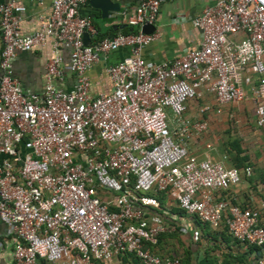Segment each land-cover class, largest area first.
I'll list each match as a JSON object with an SVG mask.
<instances>
[{
	"label": "built area",
	"instance_id": "obj_1",
	"mask_svg": "<svg viewBox=\"0 0 264 264\" xmlns=\"http://www.w3.org/2000/svg\"><path fill=\"white\" fill-rule=\"evenodd\" d=\"M35 1L50 14L27 35L26 6L0 4V220L14 264H182L157 247L162 235L187 233L185 216L213 231L225 223L264 264L259 209L228 194L240 185V170L226 157L193 155L189 143L204 137L208 123L186 117L189 101L210 95L218 114L254 102L264 123V0H216L190 21L198 46L159 63L143 58L158 31L141 28L155 26L162 0H137L131 16L117 14L136 33L98 41L81 14L89 0ZM123 48L129 54L104 67L110 92L94 93L89 70ZM34 50L48 53L40 93L24 90L12 67L19 53ZM64 53L71 90L56 84ZM210 109L205 103L199 113ZM166 199L182 214L170 216Z\"/></svg>",
	"mask_w": 264,
	"mask_h": 264
},
{
	"label": "crops",
	"instance_id": "obj_2",
	"mask_svg": "<svg viewBox=\"0 0 264 264\" xmlns=\"http://www.w3.org/2000/svg\"><path fill=\"white\" fill-rule=\"evenodd\" d=\"M9 0H0V4ZM26 6V14L21 23L24 35L37 31L38 18L50 14V6H39L35 0H18ZM121 5L120 12L126 11L132 15L137 0H113ZM216 0H162L155 28L157 39L144 49L143 58L149 62L159 63L166 59L180 56L187 49L195 48L200 42V35L190 21L203 9L214 5ZM81 14L92 19L101 35H113L124 29L122 17L112 14L107 20L101 19L100 11L93 9L88 3L81 8ZM181 19L179 23L174 19ZM129 54L123 48L111 53L107 60H101L89 70L92 91L94 93H109L110 83L104 74V67L121 61ZM47 51L34 50L19 53L12 61L14 75L19 79L24 90L40 93L44 86V71ZM61 78L57 86L71 90L74 77L68 68V54L64 53ZM256 81L254 78L252 82ZM252 85H246L245 90L250 95ZM209 104L211 109L205 114L199 113V107ZM259 105L252 101L227 105L222 113H216L217 105L210 95L203 99L191 100L187 103L186 117L198 119L203 117L208 123L204 137L193 139L189 143V151L199 159L209 157L213 161H222L226 157V166L235 165L241 172V183L231 190L233 203L241 207L259 209L261 222L264 224V123H259ZM210 144L212 148H206ZM170 209V216L181 213L176 211L174 203L166 199L164 203ZM186 234L179 232L162 236L157 252L162 255L188 257L185 264H255L259 253L254 247L244 246L232 240L225 231H213L201 228L198 221L187 217ZM171 221L170 218H168ZM176 224V223H175ZM198 230L199 240L193 241V231ZM183 243V246L180 244ZM190 244V245H189ZM186 247V248H185ZM12 237L7 227L0 220V264H14L12 258Z\"/></svg>",
	"mask_w": 264,
	"mask_h": 264
},
{
	"label": "water",
	"instance_id": "obj_3",
	"mask_svg": "<svg viewBox=\"0 0 264 264\" xmlns=\"http://www.w3.org/2000/svg\"><path fill=\"white\" fill-rule=\"evenodd\" d=\"M88 4L95 10L100 11L101 19L107 20L112 14L120 13L121 5L119 2L113 0H89ZM154 25H143L141 28L142 33L152 34L155 31ZM84 44L87 46L90 43V39L87 35L83 37Z\"/></svg>",
	"mask_w": 264,
	"mask_h": 264
},
{
	"label": "trees",
	"instance_id": "obj_4",
	"mask_svg": "<svg viewBox=\"0 0 264 264\" xmlns=\"http://www.w3.org/2000/svg\"><path fill=\"white\" fill-rule=\"evenodd\" d=\"M94 28H95V30H96V32H97V34H96V36H95V38H94L95 41L101 40V39H103V38H105V37L113 36V35H115V34H117V33H122V34H124V35H128V34H133V33H136V32H137V29H136V28H134V27H129V26L125 25V27H124V29H123L122 31H120V32H114L113 35H101V34L99 33V30H100V29H99L97 26H94ZM232 166H235V165H232ZM235 167H236V166H235ZM236 168H237V167H236ZM161 199L163 200L164 198L162 197ZM176 211H177L178 213H181V214H182V212H181L180 210L176 209ZM198 224H199V226H200L201 228H205V229L210 230L207 226L202 225L200 222H198ZM220 230H221V231H225V232H227V227H226V224H225V223H223L222 228H221ZM227 234H228V232H227ZM228 235H229V234H228ZM162 236H165V235H162ZM162 236L160 237V240L162 239ZM171 236H173V235H171ZM229 237H230V235H229ZM230 238H231V237H230ZM159 243H160V242H159ZM237 243H238V242H237ZM238 244H239V243H238ZM256 250H257V249H256ZM257 251H258V250H257ZM188 260H189V257H188V252H187V257H186V258L183 257V259L181 258L182 264H185ZM41 264H44V263H41ZM209 264H215V261H214V262H210Z\"/></svg>",
	"mask_w": 264,
	"mask_h": 264
},
{
	"label": "rangeland",
	"instance_id": "obj_5",
	"mask_svg": "<svg viewBox=\"0 0 264 264\" xmlns=\"http://www.w3.org/2000/svg\"><path fill=\"white\" fill-rule=\"evenodd\" d=\"M206 230H208V229H206ZM189 245H190V244H189ZM180 246H183V243H181ZM185 248H186V247H185Z\"/></svg>",
	"mask_w": 264,
	"mask_h": 264
}]
</instances>
